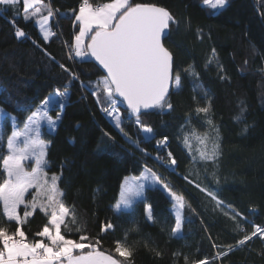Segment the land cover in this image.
Returning a JSON list of instances; mask_svg holds the SVG:
<instances>
[{"label": "trees", "instance_id": "1", "mask_svg": "<svg viewBox=\"0 0 264 264\" xmlns=\"http://www.w3.org/2000/svg\"><path fill=\"white\" fill-rule=\"evenodd\" d=\"M81 1L43 0L58 13L51 20L55 35L47 41L35 20L25 19L22 0L14 6L0 5V90H6L0 93V108L14 114L21 124L39 102L57 89L65 91L71 80L62 119L55 131H43L51 141L45 171L60 177L58 187L64 193L60 199L70 209L74 207L76 215L75 223L66 217L68 227L62 225V234L78 242L82 235L87 236L86 244L99 239L100 250L114 255L121 264H193L205 258L209 264H264V239L257 236L237 245L250 235L255 223L264 225V0H228L224 9L215 12L202 0H131L162 6L178 21L170 25V35L164 40L173 53V70L181 76L180 87L172 84L169 90L172 108L149 109L141 115L142 123L153 129L154 138L146 140L120 105L125 131L148 155L115 129L89 89L81 86V81L94 83L105 76L101 67L90 56L83 58L86 62H80L79 57L69 59L79 29L75 17ZM108 1L90 0L92 5ZM16 27L26 36L17 38ZM61 64L79 79L72 80ZM189 65L195 74L184 71ZM209 102L207 114L196 111ZM241 114L242 122L236 119ZM7 134L4 132L0 143V157L7 151ZM165 136L177 161L175 172L156 159H169L167 149L155 144ZM186 136L191 152L184 144ZM196 136L206 137L209 149L212 141L219 144L216 163L192 162L202 147ZM145 164L189 202L190 207L183 210L188 222L182 238L171 235L175 224L172 202L159 187L148 186L146 199L138 200L134 209L114 211L123 179L139 173ZM4 178L0 166V181ZM196 183L214 191L223 203L217 206ZM147 205H151L153 220L148 219ZM19 211L23 216V205ZM48 222L49 216L37 208L18 225L8 222L0 208V226L9 232L21 227L29 241L39 239L35 234ZM108 223L113 229L102 231ZM116 241L132 250L130 258L115 253ZM230 245L234 246L231 252L213 259L217 253L227 252Z\"/></svg>", "mask_w": 264, "mask_h": 264}, {"label": "snow or ice", "instance_id": "2", "mask_svg": "<svg viewBox=\"0 0 264 264\" xmlns=\"http://www.w3.org/2000/svg\"><path fill=\"white\" fill-rule=\"evenodd\" d=\"M18 2L19 0H0V5L14 6ZM202 3L215 12L224 9L228 0H202ZM24 4L25 19L35 20L44 40L47 41L53 37L55 33L52 31L50 21L58 13L51 5L45 4L43 0H24ZM30 8H34L31 13L28 11ZM44 11L46 15L43 14ZM75 19L80 22V28L75 36V44L68 53L69 59L79 57L80 62H86L83 58L91 56L106 70L105 76L98 78L94 83L90 81L85 84L81 81V86L89 89L101 111L111 119L115 129L139 151L148 155L147 151L140 148L139 143L132 140L125 131V120L119 106L121 104L126 106L131 114L130 118L142 131L146 140L154 138L153 129L142 123L141 115L146 114V110L149 109L172 108L168 100L169 87L170 84H174L178 89L181 85V76L178 72H174L173 53L165 47L163 41L170 35V25H176L178 21L168 9L162 6L132 3L131 0H111L97 6H93L89 0H82ZM10 22L14 24V21ZM15 35L17 38H23L26 33L23 29L16 27ZM85 38L89 40L87 44H85ZM213 56H215V49H213ZM59 67L67 72L72 80L79 79L78 75L65 65L61 64ZM184 71L195 74L191 65ZM70 84L71 80L65 85V91L61 92L57 89L43 100L40 106L27 116L22 129L18 127L15 116L0 109V143L4 140V121H11L13 128L6 141L8 154L0 157V166L5 176L0 181V204H2L3 214L8 222H16L18 225H23L37 208L49 216L48 224L35 234L40 239L32 241L28 240L26 233L19 226L13 232H9L7 227L0 226V245H2L0 246V264H65V262L66 264H121L114 255L100 250L99 239L86 244L85 241L89 240L87 236L82 235L77 242L67 238L61 231L62 225L65 228L68 227L66 217H71V222L75 223L76 215L74 207L70 209L60 199L64 195L58 187L60 177L56 174L49 176L45 171L48 166L47 148L51 141L42 139L40 128L42 123L47 122L49 131H55L62 116L51 117L49 106L63 110ZM2 91L6 90H0V93ZM210 106L209 102L208 106L198 108L196 111L207 114ZM241 112L243 113V109ZM236 119L242 122V114ZM243 130L247 132L248 126L245 125ZM216 131L218 139V129ZM104 135L114 140L109 133ZM196 140L202 147L198 157H192V162L194 164L198 161L216 163L220 154L219 144L214 140L209 149L206 137L196 136ZM166 142L167 137H164L162 141H157V144L166 146ZM184 144L191 152V141L188 136L184 138ZM167 156L169 158L167 162L159 156L156 159L170 171L175 172L177 161L171 152H168ZM27 161L34 162L31 171L25 168ZM184 179L187 180L188 177L185 176ZM149 183L150 186L159 187L169 195L175 219L171 235L182 238L184 224L188 222L183 215V210L186 206L190 207V204L182 193L173 191L160 175L147 166L144 172L134 177L131 182L129 178H125L121 185L119 199L113 205L114 211L120 213L134 209L138 200L146 199L144 190ZM195 187L214 200L217 206L223 203L214 191L201 187L199 183H196ZM32 188L37 189L36 195L31 201L26 202L25 194ZM21 205L24 206L23 216L19 211ZM228 207L231 209V205ZM147 215L149 220H153L151 205L147 206ZM237 215L241 214L237 213ZM231 218L235 220L236 216ZM111 229L113 225L108 223L104 225L102 231ZM240 230L244 231L243 228ZM257 236L264 239V228L260 225H255L251 234L237 241V245H244ZM233 247L228 246L227 252L217 253V257L213 259L226 256ZM85 248L89 250L85 251ZM77 251L78 254H74ZM114 251L125 260L132 256V250L121 241L115 242ZM185 260L187 262V257ZM193 264H209V261L205 258L193 261Z\"/></svg>", "mask_w": 264, "mask_h": 264}, {"label": "rangeland", "instance_id": "3", "mask_svg": "<svg viewBox=\"0 0 264 264\" xmlns=\"http://www.w3.org/2000/svg\"><path fill=\"white\" fill-rule=\"evenodd\" d=\"M108 2H111V0L110 1H108ZM108 2H105V3H108ZM103 4H104V2H103ZM93 6H94V4H93ZM78 13H79V11H78ZM79 28H80V22H79ZM53 31V30H52ZM79 33V29H78V31H77V33H76V35ZM75 35V36H76ZM74 41H75V39H74ZM75 44V43H74ZM54 92H51L50 94H53ZM50 94L48 95V96H46L43 100H45L46 98H48L49 96H50ZM42 100V101H43ZM41 101V102H42ZM41 102H39L38 103V105L35 107V109L33 110V111H35L36 110V108L37 107H39L40 106V104H41ZM55 106H49V115L51 116V117H53V118H55L57 115H61V112H62V110L61 109H57L56 110V112H53V111H51V109L52 108H54ZM119 108H120V106H119ZM1 109V108H0ZM32 111V112H33ZM31 112V113H32ZM8 113V112H7ZM30 113V114H31ZM120 113H121V110H120ZM10 115H12V116H15L14 114H12V113H9ZM29 114V115H30ZM122 115V114H121ZM16 117V116H15ZM26 121V120H25ZM24 121V122H25ZM24 122L23 123H19L18 122V120L16 119V123H17V125H18V127L20 128V129H22L23 128V125H24ZM44 129H48L49 130V125L47 124V122H44V123H42V125H41V128H40V131H41V134H42V139H44L45 141H47L46 139H45V137H44V134H43V131H44ZM6 131H8V134L6 135V137H5V144H6V141H7V137L9 136V135H11V133H12V131H13V128H12V124H11V121H4V132H6ZM7 148V147H6ZM8 154V150L6 151V154H5V156ZM145 166H147V168H149V169H152L154 172H156V174L157 175H160L161 176V174L159 173V172H157V171H155V169L153 168V167H151V166H149V165H144L143 166V168H142V170L139 172V173H130V174H127L126 176H125V178L127 177V178H129V182H131V180L134 178V177H138V176H140L141 175V173H143L144 172V170H145ZM32 167H34V162L33 161H27V162H25V168H26V170L27 171H31L32 170ZM125 178L123 179V181H122V184L124 183V181H125ZM161 179H163L162 178V176H161ZM164 180V179H163ZM166 182V181H165ZM167 183V182H166ZM121 184V185H122ZM148 186H150V183H149V185H146V187H145V190H146V188L148 187ZM170 186V185H169ZM171 187V186H170ZM172 188V187H171ZM33 189V188H32ZM32 189H29V191L30 190H32ZM173 189V188H172ZM145 190H144V194H145ZM29 191H28V193H29ZM120 191H121V187H120V190H119V193H118V196H117V199H116V201L119 199V194H120ZM173 191H175L174 189H173ZM36 192H37V189H34L33 191H32V193L28 196V193H26L25 194V200H26V202L27 201H31L32 200V198H33V196H35L36 195ZM115 201V202H116ZM115 202H114V204H115ZM113 204V205H114ZM148 206V205H147ZM0 208L2 209V204H0ZM29 210H31L30 208H29ZM174 211V210H173ZM148 216V215H147ZM40 239V238H39ZM73 240V239H72ZM76 241V240H75ZM78 242V241H77ZM45 243H47L46 241H45ZM74 254H78L77 252H74ZM65 264H66V262H65Z\"/></svg>", "mask_w": 264, "mask_h": 264}, {"label": "built area", "instance_id": "4", "mask_svg": "<svg viewBox=\"0 0 264 264\" xmlns=\"http://www.w3.org/2000/svg\"><path fill=\"white\" fill-rule=\"evenodd\" d=\"M89 2H90V0H89ZM82 3V1L79 3V5H78V7L80 6V4ZM91 3V2H90ZM97 5H102V3H98V4H94V6H97ZM54 33H55V31H53ZM166 137V136H165ZM164 138H161V139H157L156 140V142H155V144L157 145V146H159V147H163V148H166L167 149V153L168 152H170L169 150H168V147H167V145H168V141H169V139H168V137H167V142H166V146L164 145V144H157V141H162ZM255 225H260L262 228H264V225L263 224H258V223H255L254 225H253V228H252V231L254 230V226ZM251 231V232H252ZM251 232H250V234H251ZM0 246H2V245H0Z\"/></svg>", "mask_w": 264, "mask_h": 264}, {"label": "water", "instance_id": "5", "mask_svg": "<svg viewBox=\"0 0 264 264\" xmlns=\"http://www.w3.org/2000/svg\"><path fill=\"white\" fill-rule=\"evenodd\" d=\"M144 4H152V3H144ZM164 42V41H163ZM165 45V44H164ZM166 47V46H165ZM91 57V56H90ZM93 60H95V58L94 57H91ZM96 63L99 65V62L98 61H96ZM100 66V65H99ZM101 67V69L104 71V73H105V75H106V70H104L103 68H102V66H100ZM171 86H172V84H170V87H169V90H170V88H171ZM123 106L126 108V106L123 104ZM131 115V114H130Z\"/></svg>", "mask_w": 264, "mask_h": 264}, {"label": "crops", "instance_id": "6", "mask_svg": "<svg viewBox=\"0 0 264 264\" xmlns=\"http://www.w3.org/2000/svg\"><path fill=\"white\" fill-rule=\"evenodd\" d=\"M23 1V4H24V0H22ZM36 6H39V5H36ZM24 7H25V4H24ZM35 7V6H34ZM30 10L31 11H33L34 10V8H30ZM43 14H47L46 12H43ZM50 23H51V21H50ZM38 25V24H37ZM38 28H39V26H38ZM39 31H40V29H39ZM41 33V32H40ZM74 43H75V41H74ZM74 43H73V46H74ZM85 44H86V38H85Z\"/></svg>", "mask_w": 264, "mask_h": 264}]
</instances>
